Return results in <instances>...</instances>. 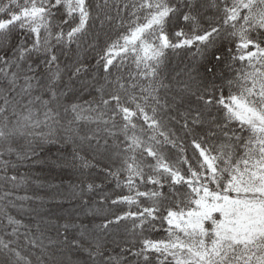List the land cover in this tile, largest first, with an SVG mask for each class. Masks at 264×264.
<instances>
[{
    "label": "snow or ice",
    "instance_id": "1",
    "mask_svg": "<svg viewBox=\"0 0 264 264\" xmlns=\"http://www.w3.org/2000/svg\"><path fill=\"white\" fill-rule=\"evenodd\" d=\"M0 264H264V0H0Z\"/></svg>",
    "mask_w": 264,
    "mask_h": 264
},
{
    "label": "trees",
    "instance_id": "2",
    "mask_svg": "<svg viewBox=\"0 0 264 264\" xmlns=\"http://www.w3.org/2000/svg\"><path fill=\"white\" fill-rule=\"evenodd\" d=\"M55 151V149H53ZM19 174L26 178V183L21 184L18 188L14 190L16 196H43L46 201H49L44 205L51 209L53 212H59L62 209H67L71 207V204L64 202L62 205H57L55 200H50L53 193L58 191L55 188H48L47 186L41 187L36 181L43 182L45 185L48 184H61L63 181L62 188L59 191L67 193L68 184L76 183L77 174L71 171H60L58 169H53L47 165H35L32 168L22 167L19 169ZM59 199V197H57ZM19 203V202H18ZM39 205V201H27L24 202L25 208H35ZM8 211L20 218V216L25 217V222H27V213L20 212L18 209L9 208Z\"/></svg>",
    "mask_w": 264,
    "mask_h": 264
}]
</instances>
